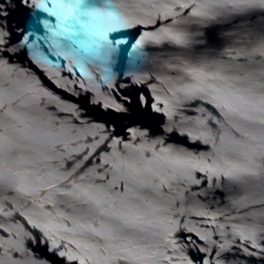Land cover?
<instances>
[{
    "label": "water",
    "instance_id": "obj_1",
    "mask_svg": "<svg viewBox=\"0 0 264 264\" xmlns=\"http://www.w3.org/2000/svg\"><path fill=\"white\" fill-rule=\"evenodd\" d=\"M0 264H264V0H0Z\"/></svg>",
    "mask_w": 264,
    "mask_h": 264
},
{
    "label": "snow or ice",
    "instance_id": "obj_2",
    "mask_svg": "<svg viewBox=\"0 0 264 264\" xmlns=\"http://www.w3.org/2000/svg\"><path fill=\"white\" fill-rule=\"evenodd\" d=\"M23 3L25 5H27L29 3V0H23ZM32 19H31V15H26L23 19H22V23L27 26L28 24L32 23Z\"/></svg>",
    "mask_w": 264,
    "mask_h": 264
}]
</instances>
